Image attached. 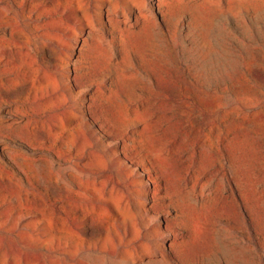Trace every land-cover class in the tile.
Instances as JSON below:
<instances>
[{"label": "rangeland", "instance_id": "374dc122", "mask_svg": "<svg viewBox=\"0 0 264 264\" xmlns=\"http://www.w3.org/2000/svg\"><path fill=\"white\" fill-rule=\"evenodd\" d=\"M0 264H264V0H0Z\"/></svg>", "mask_w": 264, "mask_h": 264}]
</instances>
